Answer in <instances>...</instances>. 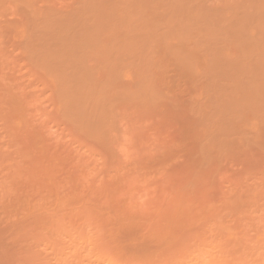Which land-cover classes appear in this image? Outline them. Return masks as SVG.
Wrapping results in <instances>:
<instances>
[{
	"label": "rangeland",
	"instance_id": "rangeland-1",
	"mask_svg": "<svg viewBox=\"0 0 264 264\" xmlns=\"http://www.w3.org/2000/svg\"><path fill=\"white\" fill-rule=\"evenodd\" d=\"M0 264H264V0H0Z\"/></svg>",
	"mask_w": 264,
	"mask_h": 264
}]
</instances>
